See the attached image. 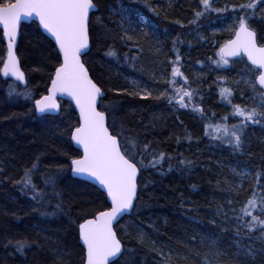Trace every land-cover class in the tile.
<instances>
[{
	"label": "trees",
	"instance_id": "obj_1",
	"mask_svg": "<svg viewBox=\"0 0 264 264\" xmlns=\"http://www.w3.org/2000/svg\"><path fill=\"white\" fill-rule=\"evenodd\" d=\"M121 1L94 0L82 58L103 92L98 109L110 133L122 150L134 140L136 161L143 157L134 207L115 226L123 245L117 264H264L259 225L250 233L244 221L251 217L240 211L254 199L249 211L264 219V100L249 83L258 72L242 57L218 63L245 14L232 9L249 0H210L207 11L201 0H124L128 8ZM247 26L264 45L259 0ZM16 52L32 97L23 102L20 86L0 77V264H56L58 257L83 264L78 226L109 206L95 187L71 177L70 160L80 157L70 142L78 125L73 107L61 102L58 115H35L31 100L46 93L60 64L55 47L31 23L22 26ZM177 77L178 89L192 93L186 107L168 86ZM9 84L17 92L6 94ZM236 106L260 114L245 123L239 149L223 135L224 125L241 123ZM16 241L30 247L21 254Z\"/></svg>",
	"mask_w": 264,
	"mask_h": 264
},
{
	"label": "snow or ice",
	"instance_id": "obj_2",
	"mask_svg": "<svg viewBox=\"0 0 264 264\" xmlns=\"http://www.w3.org/2000/svg\"><path fill=\"white\" fill-rule=\"evenodd\" d=\"M264 3V0H259ZM204 10L210 9V0H201ZM258 0H249L234 7L233 11L245 13L239 16V26L235 30V38L229 40L220 49V61L225 64L227 56H236L245 53L252 65L261 71L256 78L259 85L264 87V47H258L255 42V33L247 26L248 10H255ZM96 10L94 0H0V26L3 37L7 40V57L0 59L3 67L0 71L4 76L9 74L19 80H23V73L18 67V61L14 55L13 46L17 38V30L20 21L24 17L35 16L39 25L55 38L59 53L62 55V63L55 68V74L51 79V87L48 95L36 100L35 107L38 112H46L57 109V93L68 94L79 109V126L71 133V138L83 149V155L78 159H72L71 170L74 175H87L94 178L106 190L107 198L111 201L110 209L98 212L92 219H84L79 224V238L86 249L84 264H117L119 255H122L121 241L113 231V222L119 220L124 214L129 213L137 199V176L140 171L138 163L143 164V157L136 161L137 144L129 140L124 149L116 135L110 133L106 126L104 111L97 110L98 98L103 99L101 88L89 78L88 71L81 62V55L89 47V18L90 12ZM223 10H228L227 6ZM220 11V10H217ZM197 17L202 15L196 13ZM131 40L132 37H126ZM109 55H115L109 52ZM179 60V56H177ZM178 69L173 67V76ZM174 83V81H169ZM252 84L255 89V84ZM179 95L177 103L186 107L184 97L191 99L192 93L176 90ZM231 92L222 90V94ZM150 95V93H149ZM174 97L169 98V102ZM235 114L242 118L239 125H224L223 131L228 137V144L239 149L242 146V135L246 122H255L259 113L253 109L245 111L239 106L235 107ZM219 138V137H217ZM148 145H144L146 152ZM163 154H161L162 158ZM155 166V164H153ZM36 165L33 164V168ZM31 169L24 173L23 182L27 186L31 183ZM20 183V181H17ZM35 188V185H33ZM35 198V197H34ZM256 202L250 199L247 206L241 208L243 216L251 217L250 221H244L251 233L255 226L259 225L261 235L258 239L264 240V219L253 215L249 208H255ZM264 213V206L260 208ZM226 216L227 214L224 213ZM243 216L236 217L243 220ZM9 244L12 241L8 242ZM16 251L23 254L26 247H30L27 241H16ZM56 264H62V257H58Z\"/></svg>",
	"mask_w": 264,
	"mask_h": 264
},
{
	"label": "water",
	"instance_id": "obj_3",
	"mask_svg": "<svg viewBox=\"0 0 264 264\" xmlns=\"http://www.w3.org/2000/svg\"><path fill=\"white\" fill-rule=\"evenodd\" d=\"M96 11H97V7H96V10H93V11L90 12V16H91L92 13H94V12H96ZM89 21H90V18H89ZM31 23L36 24V25L38 26L40 32L43 34V36L46 37V38H47V39L53 44V46L55 47V49H56V51H57V53H58V55H59V57H60V63H62L63 57H62V55H60V53H59L58 46H57L56 43H55V38L52 37L49 33H47V32L42 28V26L39 25V20H38V18H36L35 16H32V17H24V18H22V20L20 21V24H19V26H18V30H17V38H16L15 44H14V46H13L14 55H15L16 58H17V61H18V67H19L20 71L22 72V70H21V68H20L19 59H18V57H17V55H16V49H17V46H18L19 38H20V31H21V28H22L23 25H28V24H31ZM237 28H238V27H237ZM237 28H236V29H237ZM248 28H249L250 31H253L250 27H248ZM236 29H235V30H236ZM0 31H1V33H2V39H3V42H4V44H5L6 48H7V43H8V42H7L6 38L3 37L2 26H0ZM253 32H254V31H253ZM254 33H255V32H254ZM234 38H235V31H234L233 36L231 37V39H234ZM231 39H229V40H231ZM229 40H228V41H229ZM228 41H226L225 44H226ZM255 42H256V44H257L258 47H264V45H259V44H258V42H257V37H256V33H255ZM225 44H224V46H225ZM224 46H223V47H224ZM89 50H90V36H89V47H88V49H85V50H84L83 54H82L81 57H80L82 63H83L82 58H83V57L89 52ZM6 57H7V55H6ZM240 57H242L250 67L254 68V69L258 72L257 76L255 77V85H256V87L262 92V97H263V99H264V87H261V86L259 85L257 79H256V78L258 77V75H259V73H260L261 70H260L259 68H257L256 66H254V65L251 64V62L248 60L247 55H246L245 53L241 52L239 55H236V56H227V57H225V59H226V60H236V59H238V58H240ZM2 67H3V66H2ZM84 67H85V65H84ZM85 68H86V67H85ZM86 69H87V68H86ZM87 71H88V70H87ZM22 73H23V72H22ZM54 74H55V71H54V73H53V76H54ZM88 75H89V78L92 79L91 76H90V74H89V72H88ZM1 76H2L3 79H5V80H9V81H12V82H15V83H17L18 85H20L21 87H24V86L26 85V80H25V75H24V73H23V77H24L23 80H19V79H17L15 76H13V75H11V74H9L8 76H4L2 71H1ZM53 76H52V77H53ZM92 81L94 82L93 79H92ZM94 83H95V82H94ZM95 84H96V83H95ZM96 85H97V84H96ZM50 87H51V81H50V84H49V86H48V89H49ZM97 87H98V86H97ZM48 89H47L46 94L43 95V96H47V95L49 94V93H48ZM101 91H102V90H101ZM102 93H103V92H102ZM43 96H42V97H43ZM42 97H41V98H42ZM41 98H39V99H41ZM39 99H38V100H39ZM55 99H56V102H57L58 106H59V102H67V103H69V104L73 107V110H74V112H75V114H76V116H77L78 126H79V119H80L79 109L76 107V103H75V101L72 99V97L69 96V95L66 94V93H65V94L57 93ZM99 101H100V99L98 98V102H97V110H99V109H98ZM34 110H35V113H36L37 116H43V115H47V116H56V115H58V113H59V107H58L57 109H55V110L46 111V112H43V113L38 112V111L36 110L35 104H34ZM105 123H106V126H107V118H106ZM78 126H77V127H78ZM74 129H75V128H74ZM74 129H73L72 131H74ZM72 131H71V133H72ZM70 141H71L73 147L79 152L80 157H81V156L83 155V149H82L79 145H77V144L75 143V141L72 140V138H71V134H70ZM80 157H79V158H80ZM70 174H71V177H72L73 179H76V180H79V181H82V182H86V183H88V184L94 186L95 188H97V189H98V190H99V191L105 196V198H106V202H107V204H108V206H109V209H110V207H111V201H110V199L107 198L106 190L103 189V187H102L101 185H99V183H98L97 181H95L94 178H90V177H88L87 175H74V174L72 173V170H71V162H70ZM138 178H139V173H138V176H137V182H138ZM137 195H138V185H137ZM135 201H136V199L134 200V204H135ZM132 209H133V208H132ZM132 209L130 210L129 213H126V214H124L121 218H119L118 222H117V221H114V222H113V231H114V232H115V226H116V225H117V224H118L123 218L129 216V215L131 214ZM107 210H108V209H107ZM105 211H106V210H105ZM93 218H94V217H93ZM89 219H92V218H89ZM83 222H84V221H83ZM83 222H82V223H83ZM115 233H116V232H115ZM78 236H79V226H78ZM116 236H117V235H116ZM117 238H118V237H117ZM79 243H80L81 247H82L83 250H84V260H85L86 249L84 248V246H83V242L80 240V238H79ZM121 245H122V243H121ZM122 252H123V245H122ZM120 256H121V255H119V258H120ZM119 258H118V259H119ZM83 264H84V263H83Z\"/></svg>",
	"mask_w": 264,
	"mask_h": 264
},
{
	"label": "bare ground",
	"instance_id": "obj_4",
	"mask_svg": "<svg viewBox=\"0 0 264 264\" xmlns=\"http://www.w3.org/2000/svg\"><path fill=\"white\" fill-rule=\"evenodd\" d=\"M1 39H2V33H1ZM2 44H3V46H4V58L3 59H5L6 58V55H7V48H6V46H5V44H4V42H3V39H2ZM16 51H17V49H16ZM57 52V51H56ZM58 54V53H57ZM16 55H17V52H16ZM2 66L3 65H1V68L0 69H2ZM0 77H1V80L2 81H9V80H5V79H3L2 78V76H1V71H0ZM12 84L10 85H8L6 88H5V86H4V92L6 93V94H9L10 95V93L12 94L13 92H14V90H13V92H12V90L11 89H13L12 87ZM26 87H27V83H26V85L24 86V87H20L21 89H20V94L17 96V97H20L22 100H24L23 102H26L25 100H27V101H29L30 99H31V97H32V95L31 94H29L30 92L28 91H26ZM47 92V91H46ZM46 94V93H45ZM44 94V95H45ZM24 95V96H23ZM42 97V96H41ZM40 97V98H41ZM39 99V98H38ZM38 99H36V100H38ZM36 100H34V102L31 100V102L33 103V108H34V104H35V102H36ZM34 112H35V110H34ZM35 115H36V113H35ZM37 116V115H36ZM44 116H47V115H43V116H37L38 118H40V117H44ZM71 142V141H70ZM72 144V143H71ZM73 146V145H72ZM74 148V147H73ZM75 149V148H74ZM79 158V157H78ZM78 158H74V159H78ZM72 160H70V162H71ZM94 187V186H93ZM97 189V188H96ZM98 190V189H97ZM99 191V190H98ZM109 209V208H108ZM79 237V236H78Z\"/></svg>",
	"mask_w": 264,
	"mask_h": 264
},
{
	"label": "rangeland",
	"instance_id": "obj_5",
	"mask_svg": "<svg viewBox=\"0 0 264 264\" xmlns=\"http://www.w3.org/2000/svg\"><path fill=\"white\" fill-rule=\"evenodd\" d=\"M121 2H122V4H123L124 8H126V7H127V4L124 3V0H122ZM127 8H128V7H127ZM229 26H230V23H229V24L227 23V24L225 25V27L223 28V30H224V31H227L228 29H230ZM133 30H134V29H132V31H133ZM227 61H228V60H227ZM229 61H231V60H229ZM232 61H234V60H232ZM169 81H174V83H169ZM181 83H182V80H181L180 77H177V79L175 78L174 80H168V86H169V87H175L176 90H180V89H178V88H180V87H178V85L181 84ZM11 87L13 88V89H11L12 92H13V90H14V93L17 92L14 86H11ZM147 92H148L147 90L141 88V93H142V94H145V93H147ZM176 92H177V91H176ZM15 94H16V95H19V92H18V93H15ZM23 96H24V95H23ZM238 118H240V117H238ZM240 119H241V118H240ZM214 128L217 129L216 132L222 133L221 131L218 130L219 127H214ZM214 128H213V129H214ZM223 135H225V134H223Z\"/></svg>",
	"mask_w": 264,
	"mask_h": 264
}]
</instances>
